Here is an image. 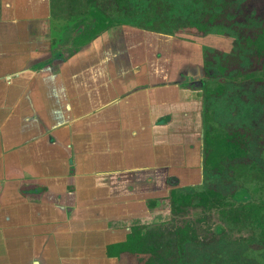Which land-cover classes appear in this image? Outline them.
<instances>
[{
	"label": "crops",
	"instance_id": "obj_1",
	"mask_svg": "<svg viewBox=\"0 0 264 264\" xmlns=\"http://www.w3.org/2000/svg\"><path fill=\"white\" fill-rule=\"evenodd\" d=\"M89 9L0 0V264H177L159 214L203 178L202 99L168 35Z\"/></svg>",
	"mask_w": 264,
	"mask_h": 264
},
{
	"label": "rangeland",
	"instance_id": "obj_2",
	"mask_svg": "<svg viewBox=\"0 0 264 264\" xmlns=\"http://www.w3.org/2000/svg\"><path fill=\"white\" fill-rule=\"evenodd\" d=\"M51 1L58 19L82 18L91 10L90 6L99 10L97 0ZM164 3L167 25H162L164 32L156 33L172 39V68L182 72L183 77L189 78L191 86L197 89V97L202 99L203 118L206 115V120L210 122L207 126L213 125L224 131L244 128L250 132L248 158L264 169V83L259 87L253 86V83L246 87L242 77L237 78L236 72L228 77L209 79L206 77L204 55V50L209 48L246 62L250 51L246 40L255 35L261 26L263 12L259 4L253 0H164ZM135 17L139 21L145 19L144 14ZM209 17L213 22L206 25V32L192 25H196V21H201L202 25ZM127 25L153 33L140 23ZM205 86L213 91L220 86L222 91L207 96ZM207 185L215 187L223 195H228L241 185L250 188L256 186L248 178H234L225 173L203 170L201 182L191 188ZM194 189L184 187L183 191L192 193ZM192 204H196L195 200ZM163 205L165 208L168 206L166 203ZM183 210L175 216L170 212L165 216L159 214V223L168 226V230L172 228L170 224L173 221L180 225L192 224L199 239L198 244L185 243L183 251H177L176 240L174 247H169L167 258L177 264H264V243L254 236L252 230L239 228L237 224L223 219L216 210L205 212L194 206ZM214 229L218 231L217 235ZM161 230L168 234L166 230ZM162 240V245L170 243L169 238Z\"/></svg>",
	"mask_w": 264,
	"mask_h": 264
},
{
	"label": "trees",
	"instance_id": "obj_3",
	"mask_svg": "<svg viewBox=\"0 0 264 264\" xmlns=\"http://www.w3.org/2000/svg\"><path fill=\"white\" fill-rule=\"evenodd\" d=\"M99 11L111 22L124 24H143L145 29L156 34L164 32L162 25L166 22V6L164 0H97ZM259 4L263 16L261 26L258 32L252 37H248L246 44L250 51L248 60H243L232 55L223 54L215 49H205V61L207 65L206 77L218 78L231 76L230 73L236 72L237 78L242 77V82L248 87L251 83L253 86H261L264 83V0H253ZM97 7V5L95 6ZM97 7V8H98ZM144 14V20H136L135 15ZM156 16H158L156 18ZM211 17L202 25L201 21L193 26L206 32V25L212 23ZM168 22V21H167ZM191 24V21H190ZM165 29H168L166 27ZM244 63V67L243 66ZM248 69V71H247ZM247 71V72H244ZM255 84V85H254ZM207 96L212 93L220 94L222 87L218 86L214 91L204 88ZM203 118V170L215 172L218 174L225 173L231 177H243L253 180L255 187L250 188L247 185H241L228 195H223L213 186L197 187L192 193H186L183 189H173L169 194L170 213L175 216L177 213L184 211L186 207L202 208L205 212L216 210L219 215L238 225L239 228L252 230L254 236L264 243V169L255 161L248 158L250 132L244 128H236L231 131H224L213 125ZM208 119V118H207ZM253 178V179H252ZM245 182V181H244ZM195 200L196 204L193 205ZM172 227L168 234L174 235L177 240V251H183L185 243L198 244V236L192 224H177L171 222ZM220 228V227H217ZM216 228V229H217ZM214 229V234L218 231ZM222 230V228H220ZM163 235L162 233L159 236ZM144 236L135 233L128 237L125 243L126 247L142 245Z\"/></svg>",
	"mask_w": 264,
	"mask_h": 264
}]
</instances>
